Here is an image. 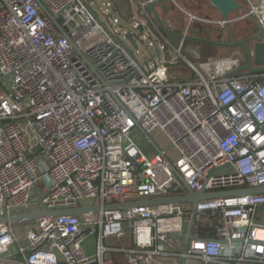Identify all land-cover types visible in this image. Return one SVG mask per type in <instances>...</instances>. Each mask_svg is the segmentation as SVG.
<instances>
[{"label": "built area", "instance_id": "obj_1", "mask_svg": "<svg viewBox=\"0 0 264 264\" xmlns=\"http://www.w3.org/2000/svg\"><path fill=\"white\" fill-rule=\"evenodd\" d=\"M167 1L186 20L180 36L160 0H137L128 18L101 17L90 0H0V217L99 208L37 220L23 244L0 224V261L17 245L19 264H111L113 253L128 264H264V194L105 209L264 187V70L242 73L239 52L203 60L191 46L196 64L182 53L193 24L253 19L264 34V0L228 20ZM178 62L190 78L170 76ZM139 127L164 136L166 159L131 139ZM131 230L130 247L106 246ZM95 231L92 259L82 244Z\"/></svg>", "mask_w": 264, "mask_h": 264}, {"label": "crops", "instance_id": "obj_2", "mask_svg": "<svg viewBox=\"0 0 264 264\" xmlns=\"http://www.w3.org/2000/svg\"><path fill=\"white\" fill-rule=\"evenodd\" d=\"M235 1L239 3L241 6H243L245 9L248 6L247 5L248 0H235ZM252 1L257 2L259 0H252ZM178 13L180 14V12ZM241 13L243 12L235 11L230 15V17L232 18L237 17ZM180 15L183 16L182 14ZM219 18H222L221 15ZM219 18H216V19H219ZM184 28H185V25L181 29L176 27L177 36H180L182 34ZM259 29L260 28L257 26V24L255 23L253 19H245L242 21L232 23L225 29L214 27V26L204 27V26L195 24L190 30L188 41L200 47L201 52H202V47H206L208 49L227 50L229 52L232 51V54L233 52H236V51L240 52L242 54V60H243L242 68H241L242 73L251 74V73L264 70V34L261 37V39L249 41L247 43L246 46L249 51V55H250L249 58L246 55L242 47H230L226 44H231L233 42H241L248 38L254 37L259 34ZM195 30L198 33H194L193 31ZM177 36L174 38L175 41L179 39ZM198 39L209 40L215 44L207 43V42H200L198 41ZM219 44H223V45H219ZM206 45H211L212 47H207ZM14 225L15 224H12V228L14 232L16 233V230L13 227ZM26 227L27 228L25 232H23L21 228L17 229L18 231L16 235L19 234L17 235L20 239L19 244L24 243V236L26 235L27 232H29L32 229L33 222H29L28 226ZM89 236L90 235H88L85 238L84 240L85 242H83L82 244V252L85 256L93 259L96 256V246H97V242L99 238V232L95 231L93 234H91V239L88 238ZM131 237H132V233L131 231H129L126 237L122 239L110 238L105 241V244L109 248H128L132 245ZM126 239L128 242H125ZM17 248H18L17 245L13 246L10 252L7 255L2 257L0 264H19L22 260V257L21 255L17 253ZM111 257L113 258V262L111 264H128L126 257L123 253H117V254L113 253V255L111 254L107 255V258H111ZM162 263L163 264H181V261L178 259L168 260V261L163 260ZM60 264H65V263L61 261ZM92 264H97V263L93 262Z\"/></svg>", "mask_w": 264, "mask_h": 264}, {"label": "rangeland", "instance_id": "obj_3", "mask_svg": "<svg viewBox=\"0 0 264 264\" xmlns=\"http://www.w3.org/2000/svg\"><path fill=\"white\" fill-rule=\"evenodd\" d=\"M90 1L93 3V6H94L93 8L95 9V11L97 13H99L98 11H101L103 13L104 18H108L109 16H111V14H115V13H118L122 17H125V18L137 17L139 15V8H138L137 0H95V1L90 0ZM176 1L185 9L193 13H196L198 15L209 16L212 19H216L220 17V13L216 9L210 6V2L208 0H176ZM187 3L189 5H187ZM165 6L169 8V11L166 14V16L162 17V21L165 22L169 20L170 22H172V24H174L179 29L184 27V25H186L185 18L176 11V9L171 4V2L166 3ZM161 8L165 10V7L164 6L159 7V13H161L162 15ZM105 13L108 15H105ZM99 15L102 17L100 13ZM194 25L195 24H193L192 27ZM193 32L198 33L196 30ZM174 45L179 46L180 40L175 41ZM191 46L198 47L196 44L191 43L190 41H186L182 53L184 56H186L188 59H191L193 63L196 64L197 63L196 60L191 58L189 55L188 48H190ZM132 47H134V51H135L136 46H132ZM236 52H233V53H236ZM202 55H203L202 56L203 60H206L210 57L225 58V57L232 55V51L229 52L227 50L208 49L206 47H202ZM169 69H170L169 74L173 79L174 78L185 79V78H190L192 76V72L188 68V65L186 64V62H178L177 64L170 66ZM151 137L153 141L162 150L167 149V141L160 132L152 134ZM131 139L147 155L148 158L152 159L158 155L155 149L150 145V143L146 140V138L143 136V134L141 133L139 129H136L132 132ZM28 224L29 222L15 223L13 227L16 230V233L18 231L17 229L19 228H21L23 232H25L27 228L26 226H28ZM88 238L91 239V235Z\"/></svg>", "mask_w": 264, "mask_h": 264}, {"label": "water", "instance_id": "obj_4", "mask_svg": "<svg viewBox=\"0 0 264 264\" xmlns=\"http://www.w3.org/2000/svg\"><path fill=\"white\" fill-rule=\"evenodd\" d=\"M208 1L210 2V6L216 9L224 20H228L230 15L235 11L246 12V9L243 6H241L239 3H237L235 0H208ZM154 6L155 5H151L149 7L150 12H154ZM262 36H263V29L260 28L258 35L248 38L246 40H243L241 42H233L231 44H226V45L230 47H242L246 55L249 58L250 55H249V51L246 46L247 43L249 41L261 39ZM127 38L131 41L133 45H135V42L131 39L129 35L127 36ZM198 41L213 43L212 41L203 40V39H198ZM219 45H223V44H219ZM138 129L141 131V133L146 138V140L150 143V145L155 149L156 153L159 156L166 159L165 151L162 150L153 141L152 137L149 134H147L145 131H143L140 127ZM168 164L171 168H173L172 165L169 163V161H168ZM248 194L249 195L264 194V187L254 188V189L249 188V189H240V190H227V191L214 192V193H206L204 191L194 192V191L188 190V193L184 196L155 199V200H145V201L126 203V204H121V205H109V206H105V209L106 210H126V209H132L134 207H139V206L153 207V206H160V205H166V204H187V203H192L196 206L199 202L205 201V200H213V199L226 198V197H232V196H238V195H248ZM97 212H99V208H95V207H90V208L79 207L77 209L56 210V211L46 210L45 212H40V213L30 212V213L17 214V215H13L10 217H0V224L9 226L15 223L35 222L37 220H41L44 218H55V217L64 216V215H82L85 213H97ZM131 233H132V230H131Z\"/></svg>", "mask_w": 264, "mask_h": 264}, {"label": "trees", "instance_id": "obj_5", "mask_svg": "<svg viewBox=\"0 0 264 264\" xmlns=\"http://www.w3.org/2000/svg\"><path fill=\"white\" fill-rule=\"evenodd\" d=\"M166 3H169V1H167V0H160V3H159V6H158V9H159V7H165V10H163L162 8H161V11H162V15H161V13H159L158 12V15L160 16V18L162 19V17H164V16H166V14L168 13V11H169V8L167 7V6H165L166 5ZM187 5H189L188 3H187ZM177 35V32H175V33H173V35ZM173 42H175V39L173 38ZM207 47H212L211 45H206ZM169 72H170V69H169ZM125 242H128L127 241V239L125 240Z\"/></svg>", "mask_w": 264, "mask_h": 264}]
</instances>
